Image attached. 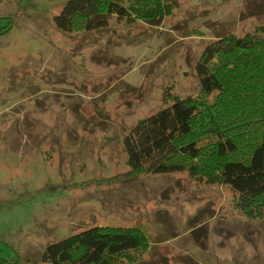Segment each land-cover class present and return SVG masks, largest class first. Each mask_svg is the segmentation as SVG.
Listing matches in <instances>:
<instances>
[{"label": "rangeland", "instance_id": "obj_1", "mask_svg": "<svg viewBox=\"0 0 264 264\" xmlns=\"http://www.w3.org/2000/svg\"><path fill=\"white\" fill-rule=\"evenodd\" d=\"M65 2L0 0L3 264H50L49 243L93 225L145 232L138 258L116 264H264V217L228 185L136 174L123 144L172 96L199 94L197 63L217 36L259 33L264 0H176L161 25L114 15L71 32L54 23Z\"/></svg>", "mask_w": 264, "mask_h": 264}, {"label": "trees", "instance_id": "obj_2", "mask_svg": "<svg viewBox=\"0 0 264 264\" xmlns=\"http://www.w3.org/2000/svg\"><path fill=\"white\" fill-rule=\"evenodd\" d=\"M176 6V0H66L54 23L64 32L94 31L116 15L157 26ZM257 31L217 36L197 63L199 94L172 96L169 106L131 127L123 144L136 174L187 171L197 181L228 185L240 210L264 217V25ZM147 246L137 226L93 225L49 243L42 259L116 264L136 260Z\"/></svg>", "mask_w": 264, "mask_h": 264}]
</instances>
